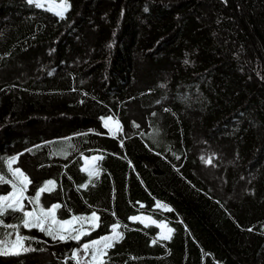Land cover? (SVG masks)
<instances>
[{
  "label": "trees",
  "instance_id": "trees-1",
  "mask_svg": "<svg viewBox=\"0 0 264 264\" xmlns=\"http://www.w3.org/2000/svg\"><path fill=\"white\" fill-rule=\"evenodd\" d=\"M67 4L0 0V174L18 157L26 196L52 180L57 220L99 226L62 241L9 210L29 239L0 264H77L115 224L105 264H264V0Z\"/></svg>",
  "mask_w": 264,
  "mask_h": 264
},
{
  "label": "snow or ice",
  "instance_id": "snow-or-ice-1",
  "mask_svg": "<svg viewBox=\"0 0 264 264\" xmlns=\"http://www.w3.org/2000/svg\"><path fill=\"white\" fill-rule=\"evenodd\" d=\"M30 3L35 2L37 7H44V4L41 3V0H29ZM61 10L58 11L56 14L61 18L64 17V12L70 7L67 4V0L61 5L58 6ZM111 117H108V120H111ZM105 127H108V122L105 121ZM139 127V125H136ZM115 135V132L112 133ZM18 157H13L8 160V170L11 173L12 179L6 178L4 175L0 174V184L7 183L11 186L12 191L9 194H2L0 195V226L5 228H13L17 230V240L16 244H20L23 240L29 239V237H21L19 235L18 229L21 225H12V224H5L2 217L5 216L6 213L9 212H20L22 213V226L26 229L36 228L39 231L45 233L46 235L56 239L57 236L60 240H66L71 238L72 240L79 241L81 236L83 235H90V232H86L83 230V225H81L80 229H73V231L77 232L76 235H72L71 232L68 235H58L54 229V225H58L60 228H63L66 225H72L74 220H89L93 221V230L97 228L99 225L95 223V221L99 220V216H97L96 212H93L89 217H72V219H65V220H57L56 219V210L61 207L60 204L51 205L48 208H45L41 204V193L50 192L55 187V182L49 180L44 184V186L40 187L34 196H26L25 193L27 192L28 185L31 183L28 176L19 168H13L12 165L16 162ZM101 159V158H93ZM207 163H211V159L206 161ZM99 171L98 169H93L89 172L90 177H98ZM91 183V179L89 180ZM83 187H87L84 185ZM27 200L28 205H31V210H28L24 201ZM114 214V213H113ZM141 217L134 216L130 217V220L136 221L140 220ZM47 225V227H46ZM119 224H115L112 226V235L111 236H104L96 240H92L88 243H84L82 245V250L87 253L89 249H92V260L89 264H95L99 257V264H105L103 257L107 255V249L113 247L114 242H118L123 238V233L117 232V228H119ZM172 230L169 229V232ZM164 239H168V236H164ZM155 242V241H154ZM0 243H3V240L0 239ZM24 251H30L32 249L24 248ZM0 254H8V252L4 248H0ZM77 252L73 253V258L77 256ZM79 264V262H77Z\"/></svg>",
  "mask_w": 264,
  "mask_h": 264
},
{
  "label": "rangeland",
  "instance_id": "rangeland-1",
  "mask_svg": "<svg viewBox=\"0 0 264 264\" xmlns=\"http://www.w3.org/2000/svg\"><path fill=\"white\" fill-rule=\"evenodd\" d=\"M64 2H65V0H41V3H43L44 6L50 8V9H53L54 11H57V12L61 10L58 6L63 4ZM106 121L108 122V124L113 125L115 129H118V127H120L119 121L114 119V118H112L111 120H108V117H107ZM90 161L93 162L94 161L93 158ZM9 193H7V194H9ZM25 195H27V192L25 193ZM24 203L26 205V200L24 201ZM31 207L32 206L28 207V210H31ZM143 221L144 222H154V223H157L161 226H165L164 223L161 224L158 221H156V220L154 221L153 219H151L150 217H147V216H146V218H143ZM19 235L21 236V234H19ZM16 240H17V232L13 233L9 238H6L5 240H3V243H0V248H4L8 253H11V252L19 253L22 250L21 246L23 245V241L20 244H16L15 243ZM77 253L78 254H77L76 258L79 260L80 264H89V262H91V260H92V249H89L88 252L85 253L82 250V246H81L80 249L77 251ZM98 261H99V257H98V260L95 262V264H98Z\"/></svg>",
  "mask_w": 264,
  "mask_h": 264
},
{
  "label": "crops",
  "instance_id": "crops-1",
  "mask_svg": "<svg viewBox=\"0 0 264 264\" xmlns=\"http://www.w3.org/2000/svg\"><path fill=\"white\" fill-rule=\"evenodd\" d=\"M92 158H96V157H92ZM92 158H89V159H87L86 160V163H87V165L89 166V168H90V166L95 162V160L93 161V162H91L90 160L92 159ZM45 208H48V207H45ZM138 217H141V221L142 222H144L143 221V218H146V216H144V215H139ZM143 217V218H142ZM148 217V216H147ZM70 219H72V218H70ZM149 219V218H148ZM77 223H79V227L78 228H76V229H80L81 228V225H83V230L85 231L86 229H88V227H91L92 225H93V221H87V222H85V225L83 224V221H80V220H74L73 221V223H72V225H67V226H64L63 228H60L58 225H54V229H55V231H56V233L57 234H64L65 232H67V230L68 229H72ZM95 223H97V221H95ZM145 224H149V223H151V222H144ZM117 232H118V230H117ZM76 234H77V232H76ZM113 233H111V234H109V235H107V236H111ZM88 243V242H87ZM80 249V248H79ZM79 249H77L76 250V252L79 250ZM76 258V257H75ZM76 260L79 262V260L76 258ZM80 263V262H79ZM98 264H99V261H98Z\"/></svg>",
  "mask_w": 264,
  "mask_h": 264
}]
</instances>
